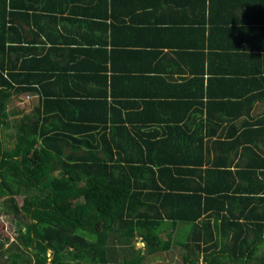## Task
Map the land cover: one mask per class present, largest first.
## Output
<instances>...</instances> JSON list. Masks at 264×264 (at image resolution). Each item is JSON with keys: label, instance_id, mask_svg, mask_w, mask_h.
<instances>
[{"label": "trees", "instance_id": "trees-1", "mask_svg": "<svg viewBox=\"0 0 264 264\" xmlns=\"http://www.w3.org/2000/svg\"><path fill=\"white\" fill-rule=\"evenodd\" d=\"M15 13L11 0H0V198L26 222L17 241L0 240V264H144L172 247L168 228L179 224L192 226L179 241L183 264H198L202 243L213 237L211 218L224 211L229 216L221 225L256 228L255 241L264 242V216L240 222L230 211L234 200L241 202L239 215L248 202L264 203V173L251 164L231 168L236 142L231 155L233 140H214L212 122L192 121L189 112L172 117L173 107L155 105L150 114L145 103L143 111L137 105L128 112L106 66L75 74L55 62L52 73L43 72L41 44L23 38L27 32L14 24ZM55 42L52 50L59 48ZM65 76L63 86L58 82ZM84 78L95 83L84 87ZM15 95H37L38 103L19 114L16 140L6 147ZM207 101L201 90L186 110L202 116ZM243 177L251 186H242Z\"/></svg>", "mask_w": 264, "mask_h": 264}, {"label": "crops", "instance_id": "crops-1", "mask_svg": "<svg viewBox=\"0 0 264 264\" xmlns=\"http://www.w3.org/2000/svg\"><path fill=\"white\" fill-rule=\"evenodd\" d=\"M258 4L259 0H11L14 24L27 32L23 38L41 44L43 72L52 73L55 62L75 74L102 72L106 66L128 112H137V105L143 111L146 103V113L164 105L173 107L175 118L186 112L187 117L193 115L192 121L205 118L212 122L210 133L216 131L214 140H233L229 154L235 155L231 150L238 145L232 169L238 163L251 164L264 173V8ZM55 41L59 48L52 50ZM100 48L107 51V63ZM66 76L58 83L64 86ZM83 81L84 87L95 83ZM201 90L208 100L202 116L186 110ZM14 111L13 115L28 113ZM219 150L220 146L218 157H223ZM241 184L251 186L244 177ZM242 210L241 202L234 200L230 211L242 218L240 222L246 215L264 216V203L248 202L239 215ZM222 216L229 213L211 218L213 237L202 243L198 264H264V242L255 241L258 230L223 226ZM208 218L206 213L204 220ZM167 234L172 247L147 257L144 264H183L185 247L179 241L192 234V226L169 227Z\"/></svg>", "mask_w": 264, "mask_h": 264}, {"label": "rangeland", "instance_id": "rangeland-1", "mask_svg": "<svg viewBox=\"0 0 264 264\" xmlns=\"http://www.w3.org/2000/svg\"><path fill=\"white\" fill-rule=\"evenodd\" d=\"M18 104L17 107H14L15 104ZM38 103V96L34 95L31 97H26V95L21 96H13L12 97V103L10 104L8 108V112L11 113L10 116V122H12V127L10 131H7L4 135V142L7 146H12L13 143L16 140V129H15V120L18 121L20 115H13V110H21L23 112H29L34 106H36ZM14 104V105H13ZM22 198L20 196L16 197V202L18 205L22 204ZM26 220L16 216L14 214L13 209L9 208V202H7V197L0 198V229L1 225L5 228V232L9 235V241L10 243L17 241L18 238V228L21 227L23 230V226ZM22 224V225H21ZM3 239L5 238L3 235H0ZM9 246V244L6 245V248ZM50 256V251H49Z\"/></svg>", "mask_w": 264, "mask_h": 264}, {"label": "built area", "instance_id": "built-area-1", "mask_svg": "<svg viewBox=\"0 0 264 264\" xmlns=\"http://www.w3.org/2000/svg\"><path fill=\"white\" fill-rule=\"evenodd\" d=\"M0 235H3L4 237H8L9 235L5 232V228L1 225V229H0ZM6 239V238H4ZM2 237H0V240H4ZM8 241H9V237H8ZM10 242V241H9Z\"/></svg>", "mask_w": 264, "mask_h": 264}]
</instances>
